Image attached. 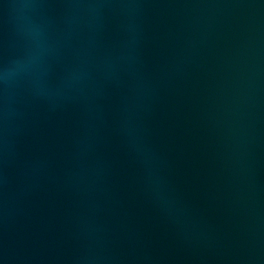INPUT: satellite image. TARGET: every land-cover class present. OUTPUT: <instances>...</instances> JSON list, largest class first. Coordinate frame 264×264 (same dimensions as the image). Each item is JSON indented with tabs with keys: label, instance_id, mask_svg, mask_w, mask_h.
Wrapping results in <instances>:
<instances>
[{
	"label": "water",
	"instance_id": "obj_1",
	"mask_svg": "<svg viewBox=\"0 0 264 264\" xmlns=\"http://www.w3.org/2000/svg\"><path fill=\"white\" fill-rule=\"evenodd\" d=\"M0 264H264V0H0Z\"/></svg>",
	"mask_w": 264,
	"mask_h": 264
}]
</instances>
